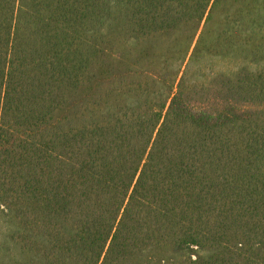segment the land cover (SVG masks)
I'll use <instances>...</instances> for the list:
<instances>
[{"label": "trees", "instance_id": "trees-1", "mask_svg": "<svg viewBox=\"0 0 264 264\" xmlns=\"http://www.w3.org/2000/svg\"><path fill=\"white\" fill-rule=\"evenodd\" d=\"M0 264H264V0H0Z\"/></svg>", "mask_w": 264, "mask_h": 264}]
</instances>
